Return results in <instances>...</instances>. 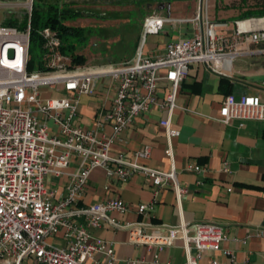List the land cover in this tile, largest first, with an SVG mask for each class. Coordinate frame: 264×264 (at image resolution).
Instances as JSON below:
<instances>
[{"label":"built area","instance_id":"obj_1","mask_svg":"<svg viewBox=\"0 0 264 264\" xmlns=\"http://www.w3.org/2000/svg\"><path fill=\"white\" fill-rule=\"evenodd\" d=\"M33 4L34 0H0V260L6 264H23L28 258H33L35 264H103L98 258L103 256L107 264H114V245L90 232L102 222L125 229L130 244L155 248L154 264H172L160 262L158 253L178 241L185 250V264H198L205 252L220 251L226 235L215 223H122L111 214L129 212L132 208L128 204L108 200L83 207L78 206V201L91 172L101 168L108 177L122 183L135 175L151 181L152 200L134 208L141 216L152 215L163 188L173 191L179 206L187 190L180 184L174 165L172 138L179 131L172 128L171 119L177 109L180 84L192 65L201 64L223 74L225 64L234 59L264 56V17L215 21L210 15L209 0H199L191 19L178 20L193 25L191 37L171 41L164 54L156 58L144 57L138 50L132 62L101 66L74 65L61 50L59 33L45 27L39 31L43 39L40 69L29 71ZM9 13L26 14V28L4 25ZM168 22L176 21L155 14L146 17L143 37L158 34ZM244 23L248 26L241 27ZM104 78L115 85L111 107L98 114L94 129L76 126L80 97L92 95L97 81ZM161 81L167 82L170 90L159 102L156 93ZM154 107L166 111L159 124L165 132L168 171L139 163V159L150 158L149 146L137 151L132 160L122 153L111 154L112 145L134 118ZM215 120L224 125L236 121L240 127L246 121H264V96L229 94ZM106 125L111 128L110 135L103 133ZM73 158L79 159L78 169L70 175L64 194L57 197L46 187L45 178L49 174L61 175ZM188 169L203 172L193 165ZM61 228L65 246H50L47 239ZM222 253L234 262L231 252ZM210 264L217 262L212 260Z\"/></svg>","mask_w":264,"mask_h":264},{"label":"crops","instance_id":"obj_2","mask_svg":"<svg viewBox=\"0 0 264 264\" xmlns=\"http://www.w3.org/2000/svg\"><path fill=\"white\" fill-rule=\"evenodd\" d=\"M169 2H166L165 8L158 6V12L153 13L176 21L165 23L168 28L164 24L159 32L165 35L162 40L151 39L147 44V35L143 37L140 27L130 41L131 46L117 50L119 59L93 56L89 42L78 47L74 55L84 57V64L88 66L132 62L138 50L148 58L163 55L168 43L193 35L192 24L178 22L182 20L175 15L182 13L179 6L170 3V12L167 13ZM70 6L80 9L73 4ZM198 6L199 0H195L192 17ZM210 9L211 17L216 20H232L237 15L235 10L221 8L216 2L210 5ZM72 23L70 21L68 24L80 27ZM144 38L146 41L143 43ZM169 90L167 82L159 83L156 93L159 102L165 99ZM114 93L115 85L108 78L97 81L92 95L80 97L75 125L85 130L94 129L98 114L107 112L111 107ZM229 94L236 97L255 94L264 96V56L234 59L225 64L223 74L195 64L181 82L176 98L177 109L171 119L172 128L179 131V135L172 138L174 165L180 184L187 190L179 206L173 191L163 188L159 192L152 215L141 216L134 208L152 200L151 181L142 175H135L128 182L122 183L108 177L101 168L91 172L78 206L87 207L108 200H120L132 208L125 214H111L112 218L122 223L144 222L173 226L180 222H212L222 227L226 240L221 244L220 251L205 252L198 264H210L212 260L217 264H264V121H246L241 127L236 121L229 125L216 121L222 101ZM165 117L166 111L160 107H154L149 113L135 117L132 125L112 145L111 154L122 153L132 160L137 151L149 146L150 158L139 159V163L168 171L170 161L165 154V132L159 124ZM103 133L111 134L109 125L105 126ZM189 165L203 172L188 169ZM78 166L79 159L73 158L61 175H47L46 187L60 197L65 192L70 175L77 171ZM90 232L94 237L114 245V264H126V260L140 259L145 260L142 264H154L156 249L148 250L144 246L130 244L125 229H116L107 222H102L99 228H92ZM63 234L64 229L61 228L56 235L47 239V243L53 247H64ZM223 250L231 252L234 262L222 253ZM191 252L194 253V250ZM158 257L160 262H186L185 250L180 241L164 248L158 253ZM98 258L103 264H107L105 257Z\"/></svg>","mask_w":264,"mask_h":264},{"label":"rangeland","instance_id":"obj_3","mask_svg":"<svg viewBox=\"0 0 264 264\" xmlns=\"http://www.w3.org/2000/svg\"><path fill=\"white\" fill-rule=\"evenodd\" d=\"M63 1L68 5H76L81 10H88L91 13H95L98 17H101L95 18L91 16L79 18L77 21H73L72 24L87 28V35L89 36L88 45H90V53L93 56H110L115 60L120 58L117 52L119 48L123 50L124 48L131 46L130 41H132L134 36L139 32L140 27L142 30V23L144 19L148 16H151L154 12H158L157 4L160 3L164 6L166 2L170 1V3H173V6H179L180 10H182L181 14H174L181 17L180 19L182 20H187V18L190 19V17H192L191 11L195 3V0H121V2L117 0ZM214 2L215 0H209L210 5ZM236 2L238 1L225 0V3H222L220 7H227L228 9L235 10L232 6ZM252 2L253 0H249V3ZM211 10L212 9H210V12ZM234 12L236 13V10ZM174 14H172V17H174ZM230 26L232 27V25ZM165 27L168 28L167 25ZM158 34L147 35V44L151 39L160 41L165 36L163 35V32H161L159 35ZM145 41L146 40L144 38L143 43ZM80 50H82V48H80ZM84 63L78 65H85ZM44 91L45 89L42 88L41 92ZM0 264L6 263L0 260ZM23 264H35V260L33 258H28L24 260Z\"/></svg>","mask_w":264,"mask_h":264},{"label":"trees","instance_id":"obj_4","mask_svg":"<svg viewBox=\"0 0 264 264\" xmlns=\"http://www.w3.org/2000/svg\"><path fill=\"white\" fill-rule=\"evenodd\" d=\"M232 7L237 15L232 20H216L234 22L237 20H246L255 17H264V0H236ZM217 6L225 3V0H215ZM98 17L95 13L88 10L74 9L63 0H34L31 22H30V64L29 71L40 69V57L43 53V39L39 31L45 27L55 29L62 40V52L72 58L74 65L82 64L85 58L74 55L78 47L85 46L88 43L89 36L87 30L83 27L72 26L68 23L84 17ZM26 14H11L4 18L3 24L7 26L25 29L27 20Z\"/></svg>","mask_w":264,"mask_h":264},{"label":"water","instance_id":"obj_5","mask_svg":"<svg viewBox=\"0 0 264 264\" xmlns=\"http://www.w3.org/2000/svg\"><path fill=\"white\" fill-rule=\"evenodd\" d=\"M160 7L163 8L164 7L163 4H160ZM169 12H170V2L168 3V8H167V13Z\"/></svg>","mask_w":264,"mask_h":264},{"label":"bare ground","instance_id":"obj_6","mask_svg":"<svg viewBox=\"0 0 264 264\" xmlns=\"http://www.w3.org/2000/svg\"><path fill=\"white\" fill-rule=\"evenodd\" d=\"M247 26H248V24L247 23H244V24H242L241 27H247Z\"/></svg>","mask_w":264,"mask_h":264},{"label":"flooded vegetation","instance_id":"obj_7","mask_svg":"<svg viewBox=\"0 0 264 264\" xmlns=\"http://www.w3.org/2000/svg\"><path fill=\"white\" fill-rule=\"evenodd\" d=\"M158 6H160V3L159 4H157Z\"/></svg>","mask_w":264,"mask_h":264}]
</instances>
